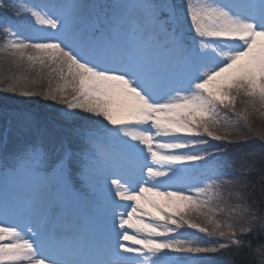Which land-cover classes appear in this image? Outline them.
<instances>
[{"label":"snow or ice","instance_id":"snow-or-ice-1","mask_svg":"<svg viewBox=\"0 0 264 264\" xmlns=\"http://www.w3.org/2000/svg\"><path fill=\"white\" fill-rule=\"evenodd\" d=\"M0 11V55L49 78L33 91L8 77L0 91L63 106L49 122L26 114L14 150L0 141V264H264L248 179L264 153V128L252 127L264 118V0H69L56 11L0 0ZM249 138L259 143L234 171L228 146ZM64 193L103 217L106 246L77 239Z\"/></svg>","mask_w":264,"mask_h":264},{"label":"rangeland","instance_id":"rangeland-1","mask_svg":"<svg viewBox=\"0 0 264 264\" xmlns=\"http://www.w3.org/2000/svg\"><path fill=\"white\" fill-rule=\"evenodd\" d=\"M27 3L29 4H37V5H44V4H41L39 3V0H26ZM51 3V7H49V10L51 11H56L57 10V7L53 4L54 2H50ZM63 3L60 1L58 6L59 5H62ZM11 59L9 60V62H7L8 64L10 65H15V64H12L11 62ZM26 61H24L23 63L20 64L21 65H25L27 63H25ZM34 80V79H33ZM37 81H39V79H37ZM37 81H32V83L30 84V87H31V90L33 91H43V90H46L48 87H49V82H47V84H41V82H37ZM25 86V85H24ZM52 87H55L56 86V81H52V84H51ZM26 87V86H25ZM4 87H2L3 89ZM4 95L8 98H12L14 97V94L12 93H7V92H4ZM22 97V96H21ZM25 100L26 102L25 103H29L27 106L28 108L31 110V109H38L39 110V113H41L42 115H39V114H36L32 111H23L25 112L24 114H31L36 120L38 121H41V122H49L51 121L53 118L57 117L58 116V112L57 110L58 109H62V105H59V104H55L54 102L48 100V101H45L43 100L41 97L39 96H33V97H28L26 98L25 97ZM239 103H238V107H239ZM41 108V109H39ZM19 112V111H17ZM242 123V122H241ZM62 126L67 128V129H77L81 126V122H68L66 124H63L62 123ZM17 127L16 126V130L12 131L9 136L10 137H16L17 136ZM252 127L253 128H264V118H260L258 114H254L253 117H252ZM240 129H241V134L243 133H246L247 132V129L244 128L243 126L240 125ZM216 143V142H214ZM45 148H49L50 145L47 144V142L45 143L44 145ZM70 194V196H69ZM64 196V199L68 202L69 206H70V209L71 211L73 212V214L79 218V219H84V220H88V221H93L94 224L96 226H100L103 230H105V227H104V220H103V217L100 216V220L99 219H95L94 217L96 216V213L94 212L93 210V207L90 203H88L87 206L85 207H82V206H79L77 202L72 196V193H64L63 194ZM77 202V203H76ZM73 204V205H72ZM77 206L79 208H77ZM8 215H11L12 214V209L10 207L8 213ZM192 220L193 222H196V223H201L203 224L204 223V220L202 217H197L195 214L192 215ZM224 217L221 216L220 219H223ZM191 231V230H190ZM224 252H226V255L225 257H227L229 255V250H224Z\"/></svg>","mask_w":264,"mask_h":264},{"label":"trees","instance_id":"trees-1","mask_svg":"<svg viewBox=\"0 0 264 264\" xmlns=\"http://www.w3.org/2000/svg\"><path fill=\"white\" fill-rule=\"evenodd\" d=\"M20 76L21 75H20V73L17 70H15L13 68H9L6 64L0 65V86L4 85V87H5L8 83L11 82V80L8 79V77H11L12 79H15V78L20 77ZM42 77H43L42 78L43 83L46 82L48 77L46 75H43ZM21 84H23V83H21ZM10 108H11L10 105H5L3 103V101L0 100V109H3V110L7 109L8 110ZM0 119H2V118L0 117ZM0 121H2V120H0ZM9 130L11 132L14 131L13 128H11ZM7 132H9L7 129L2 128L0 130V137H4L7 134ZM67 135H68V133H67ZM256 159H257V163H255V173L253 175L249 176L248 179H251L254 182H256V187L253 190L252 194H253L254 199L257 202V206L259 208H261V209H264V193H262V191H261V189H262V187H264V185H261L259 183L260 171L262 169H264V158L257 157ZM230 259L232 261V257L231 256H230ZM245 262H246V258L236 257L235 264H245Z\"/></svg>","mask_w":264,"mask_h":264}]
</instances>
